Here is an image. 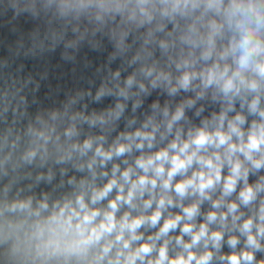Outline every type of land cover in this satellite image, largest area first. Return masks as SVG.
I'll list each match as a JSON object with an SVG mask.
<instances>
[{"label": "clouds", "instance_id": "9594fccd", "mask_svg": "<svg viewBox=\"0 0 264 264\" xmlns=\"http://www.w3.org/2000/svg\"><path fill=\"white\" fill-rule=\"evenodd\" d=\"M0 264H264V0H0Z\"/></svg>", "mask_w": 264, "mask_h": 264}]
</instances>
